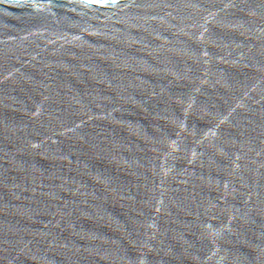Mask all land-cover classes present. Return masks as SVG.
I'll list each match as a JSON object with an SVG mask.
<instances>
[{
	"label": "water",
	"instance_id": "1",
	"mask_svg": "<svg viewBox=\"0 0 264 264\" xmlns=\"http://www.w3.org/2000/svg\"><path fill=\"white\" fill-rule=\"evenodd\" d=\"M0 264H264V0H0Z\"/></svg>",
	"mask_w": 264,
	"mask_h": 264
}]
</instances>
